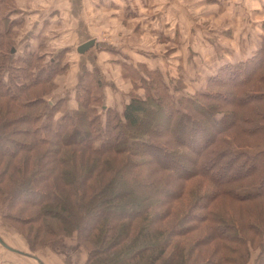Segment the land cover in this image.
Listing matches in <instances>:
<instances>
[{"label": "rangeland", "instance_id": "obj_1", "mask_svg": "<svg viewBox=\"0 0 264 264\" xmlns=\"http://www.w3.org/2000/svg\"><path fill=\"white\" fill-rule=\"evenodd\" d=\"M140 1L144 6L151 1H155L156 4L168 2L173 10L159 9L161 6H157V10H152L151 15L156 17L154 22L142 24L139 27L140 31L137 30L136 26L134 27V30L139 33L137 40L128 36L132 34V23L126 21L124 24L122 22L124 25L121 24V26H123L125 35H127L126 40L134 42L133 45L140 52L132 56L129 64H126L124 59H119L121 60L118 62L119 65L108 67L107 72L103 73V75L91 73L89 76V73H82L78 75V79L75 82L77 75L66 73L65 68L55 75L47 74L51 81L45 83V81L40 82L39 79L41 77H35L34 70L36 69L32 68L28 73L27 70H24L28 77L26 80L20 77L25 73L20 71L21 74H17L13 71L16 70L13 67L19 68V70L26 69V64L11 60V58L7 61L5 58L8 50L7 43H13L12 35L2 40L5 45L0 47V84L8 85L15 80L19 83L22 82L26 89L22 90V86H20L21 89H17L16 86L10 85L15 92L13 99L10 98V100L7 97L0 96V104L3 103L4 106L9 100L7 107L25 105L26 107L25 109L23 108L22 112L33 114L34 119H37L35 118L37 115L41 116V122H36L35 120V122L30 123L29 129H33L39 123L42 124L43 121L53 119V117L55 120L62 115L75 117L76 112L80 110V100L83 103L93 104L91 109L94 112L88 114V117H95L98 127L102 130L106 126L107 114H109L108 108L121 114L123 107L133 96L145 98L146 95L152 92L154 99L161 98L166 102L167 99L164 98L168 94L174 102L181 101V105L177 106V108L183 114L186 113L183 115L188 117L186 121H181L178 114L172 116L168 111L159 112V117L163 118V122L159 126L156 125L152 128L147 125L149 129L147 133L134 132L135 136H132L133 152L131 154H127L125 146L120 144L114 148L115 151L112 153L114 155H108V163L111 165L112 174L106 173L104 180H108L111 175L112 178L116 177L115 174L123 170L125 158H127L129 166L136 174L132 184L146 179L148 181H158L164 175L169 174L170 181L168 185L174 187V185L181 184L183 187L182 195L180 197L177 196V200L169 204L172 212L182 213L185 208L195 202V198L199 197L197 200H200L202 197L203 202L199 203H201L200 205H206L203 213L211 214L212 217H207L206 214L198 210L189 213V209L188 212L183 214L184 217L190 214V219H185L184 224L176 225L181 218L177 217L176 215L178 214L176 213L173 218L166 219L163 224V227L165 226L164 229L172 227L171 231L173 234L176 231L178 232L180 228L181 232L186 231L183 238H176V240L182 241L188 248H191L193 242H195L196 246L200 247L196 251H201L205 254L211 247L204 245L209 243L206 241V237L211 233L210 227L212 224L210 223L213 216L219 218L224 224L237 223L240 225L239 222L242 221L241 233L245 239L243 241H245L250 252L247 264H264V227L259 237L256 238L254 237V232H248L247 227H245V224L251 220H254V224L260 227L264 225V197L237 201L233 198L234 195L231 192L226 191L224 187L219 188V183H215L206 175H201L202 173H197L195 169V161L199 156L200 148L203 147V151L206 150L208 153L212 149H217L219 144H217L216 139H221V142H225V144H227L226 142L238 144L235 147L237 151L244 150L247 148L246 145L258 146L259 149L264 151L263 138L260 134L252 136L249 130H242L239 122L238 125L240 127L237 126L236 122L235 126L233 121L229 124L231 119H227L225 113L236 111L235 109L233 110L236 105L229 101L230 98L226 100L220 97L223 103H217L220 100L208 103L207 100L195 96L197 93H207L208 89L211 92L226 91L232 93L231 85H217L216 82H213L218 77H221L224 81L230 78L229 81H234L231 83L242 81L248 77L249 72H245L244 68L240 67L239 64L248 62L249 59L257 55L258 50L262 47L264 41V0ZM2 7L3 10L1 9L0 15L11 12V9H6V5ZM150 7L153 8V6ZM144 13L149 14L147 10L142 12V14ZM113 35L117 34L111 32L106 38L110 41V38L114 37ZM122 41L123 39L119 40L116 37L110 43L119 47L118 45H123ZM112 54L115 55L116 53L112 52ZM11 56L14 58V55ZM256 61H259L256 66L261 64L259 59H256ZM103 66L107 65L103 63ZM229 69H231L229 73L224 71ZM221 70L223 72H220ZM230 73H234L232 77H229ZM34 80L40 83L30 84ZM28 84L33 86L28 88ZM38 96H40L39 99ZM111 97H113L114 102H112ZM187 97H190V99L195 97L194 100L199 104L215 108L211 116L221 121H218L221 129H219V133L211 126L209 118L196 116L197 114L193 111V103L186 102L185 98ZM248 109L249 107L238 109L237 116L244 118L248 115ZM253 109L255 110V108ZM151 114L158 115L156 112H151ZM251 116L253 115L251 114ZM67 123L70 128L74 125L71 122L69 123V121ZM79 127L80 131H78V134L80 135H78V138L87 130V125L80 124ZM145 134H147V137H144ZM23 136L17 132L7 140L0 137V154L2 155L5 150H8L5 154L7 155L10 152L13 155L17 151L16 155L12 156V160H17L24 153L39 155L43 152L42 146L33 142L31 144L35 146L32 151L29 152L27 148L26 150L20 149L18 141ZM179 137L185 139L186 142L184 144L178 142ZM89 139L94 144H99L98 139L92 137H89ZM89 139L87 138L86 142ZM213 141H215L216 147L215 144L211 146ZM75 142H71L68 139L66 143L69 145L66 148H62L63 153L67 154L71 150H79L85 147L84 142H80L78 145L72 144ZM125 142H127V139L124 140ZM143 142H148V145L143 144ZM225 144L223 147H227ZM205 145H207V149L204 147ZM1 155L0 172L3 173L1 168L6 165L8 158L11 160V157L4 158ZM61 157L67 158L66 156ZM116 158L117 160H115ZM239 161L243 162L244 158ZM238 163L232 164L229 158H225L224 164L218 167L217 174L222 177L231 173L233 171L232 168L236 170L240 167ZM32 164L33 160L30 165ZM14 170L13 166H7L5 173L0 175L1 239L13 248L35 256L40 261H46L47 264H86L87 253L76 232L70 236H62L53 231L54 234L48 232V229L57 230L59 228L58 218H53L55 216H52L55 211L41 215L38 221L33 220V213L38 212L41 205L32 206L29 204L35 198V194L23 191L21 187L13 188L11 182L8 184V176L11 174L15 175ZM209 174L216 177V170L212 168ZM92 182L93 180L88 182V184L91 185ZM250 182L248 180L240 184L243 185L245 183L244 185L248 186ZM245 186H242L241 189H247ZM76 196L73 197V201L78 198V195ZM174 197L176 196L174 195ZM99 211H101L100 208H97L90 213L88 210L84 213L82 209L83 226H88L91 223V216L97 215ZM56 213L57 215L64 214L58 210H56ZM36 217L38 218V216ZM118 217L119 215H116V213L113 216V218ZM194 217H201L203 222H195L193 220ZM43 223L47 226H44ZM252 225L251 228H253ZM184 226L187 230L184 229ZM254 230L251 229V231ZM251 239H254L253 243H251ZM234 244L237 243L231 245L237 249L238 247ZM5 249L0 245V261L22 260L37 263L31 257L19 255L12 251L9 252ZM213 250L210 249V251ZM222 252L219 248L218 256L222 255ZM227 255L231 258L230 253ZM234 259L237 261V256Z\"/></svg>", "mask_w": 264, "mask_h": 264}, {"label": "trees", "instance_id": "obj_2", "mask_svg": "<svg viewBox=\"0 0 264 264\" xmlns=\"http://www.w3.org/2000/svg\"><path fill=\"white\" fill-rule=\"evenodd\" d=\"M6 1L0 0V11L1 9L3 10L2 6L6 4ZM11 34L9 13L6 12L0 15V47L5 45L2 40L11 36ZM7 44L6 60L9 61V58H11V60H16L17 62H24L27 66L23 70L13 67L16 69L13 71L17 74H21V72L26 74L24 70H27L28 73L32 68H35V77H41L39 79L40 82L45 81V83H48L51 78L47 74L55 75L63 70L50 59L45 61V59L38 56L25 54L26 56L24 55L23 57L12 58L13 56L11 55L15 54L11 50L14 44ZM256 59H259L261 64L256 66L259 62ZM10 65L12 66L11 63ZM239 65L244 68L245 72H249L248 77L242 81L231 83L234 81H229L230 78L224 81L221 77L213 81L217 85H231L232 93L226 91L211 92L208 89L207 93H197L195 96L207 100L208 103L220 100V97L226 100L230 98L229 101L236 105L233 107V110L235 109L236 111L225 113L227 119H231L229 124L233 121L234 124L236 122L237 126L240 127L238 125L239 122L242 130H249L252 136L260 134L264 143V41L256 56L249 59L248 62H243ZM230 70L224 71L229 73ZM220 72H223V70ZM25 74L20 77L27 80L28 77ZM233 74L230 73L229 77H232ZM88 75L90 76V74ZM35 82L37 81L34 80L30 84ZM40 82H37V84ZM10 85L16 86L17 89H21L20 86H22V90L26 89L22 82L19 83L15 80L8 85L2 83L0 84V96L13 99L15 92ZM31 86L27 85L28 88ZM208 86L211 87L210 85ZM158 99H154L152 92H150L145 98L131 97L123 107L121 114L108 108L109 114H107L106 126L102 130L98 127L95 117H88V114L94 112L91 109L93 104L83 103L80 100V110L76 112L75 117L62 115L57 120L53 117V119L43 121L42 124L39 123L33 129H29L30 123L35 122V120L36 122H41V116L37 115L35 117L37 119H34L33 114L22 112L26 107L25 105L7 107L9 100L4 106L1 103L0 137L7 140L19 132L21 135L30 136H23L18 141L20 149L26 150L27 148L29 152L32 151L35 146L31 144L33 142L42 146L43 152L39 155L24 153L21 158L12 160V156L16 155L17 151L13 155L10 152L6 155L5 153L8 150H5L4 154L0 155L4 158L11 157V160L8 158L6 165L1 168L3 173L0 172V175L5 173L7 166H13L16 176L13 174L9 175L8 184L11 182L13 188L21 187L23 191L35 194V198L29 204L32 206L41 205L39 211L33 213V220L38 221L41 215L55 211L52 216H55L53 218H58L59 228L57 230L47 228L48 232L50 234L56 232L62 236H70L76 232L87 253L86 264H247L250 252L245 241H243L245 239L241 233L242 221L239 222L240 225L237 223L224 224L219 218L213 216L210 223L212 224L210 227L211 233L209 231L210 234L206 237V241L209 243L204 246H211L210 249L214 250L210 251L208 249L205 254L201 251H196L200 247H197L195 242H193L191 248H188L182 241L176 240V238H183L186 231L181 232L180 228L178 232L176 231L173 234L171 231L172 227L164 229L165 226L163 227V224L166 219L173 218L176 213L178 214L176 215L177 217H181L178 220L179 222L176 223L179 226L180 223L184 224L185 219H190V214L185 217L183 215L189 209V213L194 212V210L203 213L206 209V205H200L201 203H199L202 201V197L200 200H197L199 198L197 197L194 199L195 202L193 204L185 208V210L187 209L186 211L184 210L182 213L172 212L169 204L177 200V196L180 197L182 195L183 187L181 184L174 185V187L168 185L170 181L169 174L164 175L158 181H148L146 179L132 184L136 174L129 166L127 158H125L123 170L119 173L115 172L116 177L112 178L111 175L108 180H104L106 173L112 174L111 165L108 163V155L112 154L115 151L114 148L120 144L125 146L127 154H131L133 152L132 136H135L134 132L147 133L149 132L147 125L152 128L156 125L159 126L163 122V118L159 117V112L168 111L172 116L178 114L181 121H186L188 118L183 116L186 113L183 114L177 108V106L181 105V101L174 102L168 94L164 99L171 102H164L161 98ZM185 99L186 102L193 103V111L197 114L196 116L209 118L211 126L219 133V120L211 116L215 108L199 104L194 100L195 97L192 99L187 97ZM221 101H217V103ZM248 107L247 116L244 118L237 116L238 109ZM151 112H156L158 115H153ZM68 121L74 124L71 128L67 123ZM80 124H86L87 130L78 138V135H80L78 134ZM248 126L252 127L249 128ZM89 137L98 139L99 144H94ZM87 138L89 139L88 142H86ZM68 139L71 142L76 141L72 143L75 145L84 142L85 147L79 150H71L67 154L63 153L62 148H66L69 145L66 143ZM125 139H127V142L124 143ZM216 140L217 144H219L217 149H212L208 153L206 150L203 151V147L200 148L199 156L195 161L196 172L206 175L215 183H219V188L224 187L226 191L231 192L234 195L233 198L237 201L264 197V151L259 149L258 146L247 145L244 150L237 151L235 147L238 144L229 142L225 144V142H221V139ZM215 141H213L211 146L215 144ZM178 142L184 144L186 140L179 137ZM143 144L148 145V142H143ZM224 144L227 147H223ZM204 147L207 149V145ZM61 156H66L67 158H62ZM225 158H229L232 164L239 162L238 166L240 167L236 170L231 167L233 170L231 173L220 177L217 174V170L218 167L224 164ZM243 158L244 161L240 162L239 160ZM32 160L33 164L30 165ZM32 166L33 168H31ZM212 168L216 170V177L211 175L212 173L209 174ZM92 180V184H88ZM248 180L251 181L248 186H245V183L243 185L240 184ZM242 186L247 189H241ZM76 195H78V198L73 201V197ZM97 208H100L101 211L97 215L91 216V223L88 226H83L84 218L81 217V210L83 209L84 213L88 210L90 213ZM56 210L64 214L57 215ZM115 213L119 215L118 218H113ZM203 214H206L207 217L211 216L208 213ZM193 220L195 222H203L201 217H194ZM32 222L34 223V221ZM247 223L245 227H247L248 232H254L255 238L259 237L264 227L263 223L260 222L263 225L262 227L254 224V220ZM43 225L47 226L45 223ZM251 225L253 228H251ZM250 228L255 230L251 231ZM184 229L187 230L185 226ZM253 242L254 239H251V243ZM233 243H237L241 247L234 244L238 247L235 249L231 245ZM219 248L220 251H223L220 256H218ZM229 253L231 258L227 255ZM233 256H237V261Z\"/></svg>", "mask_w": 264, "mask_h": 264}, {"label": "crops", "instance_id": "obj_3", "mask_svg": "<svg viewBox=\"0 0 264 264\" xmlns=\"http://www.w3.org/2000/svg\"><path fill=\"white\" fill-rule=\"evenodd\" d=\"M154 2H148L144 6L140 0H7L6 9H11L8 13L14 57L28 54L42 57L45 61L50 59L59 68H66V73L76 74L75 82L82 73L103 75L108 67L118 66L121 61L119 59H124L129 64L132 56L140 52L133 45L134 42L126 40L127 35L121 24L131 22L133 35L128 36L137 40L139 33L134 27L140 31L142 24L154 22L156 17L151 15L152 10H157V6L166 11L172 8L168 2ZM145 10L149 14H142ZM109 32L117 34L110 41L118 37L119 40L123 39V45L113 46L106 38ZM88 43L91 44L82 52L78 51ZM112 52L116 54L111 55ZM103 63L107 66H103ZM111 98L114 102L113 97ZM15 250L21 252L19 249ZM41 262L47 264L46 261ZM0 264L38 263L3 260Z\"/></svg>", "mask_w": 264, "mask_h": 264}, {"label": "water", "instance_id": "obj_4", "mask_svg": "<svg viewBox=\"0 0 264 264\" xmlns=\"http://www.w3.org/2000/svg\"><path fill=\"white\" fill-rule=\"evenodd\" d=\"M90 44H91V43H88V44H86V45H82V46L78 49V51H79V52H82V51L84 50V48L88 47ZM12 52H13V50H12ZM0 245H2L4 248H6V249L9 250V251H12V252H15V253H18V254L24 255V256H26V257H31V258L35 259L36 262H37L38 264H43V263H42L37 257H35V256H31V255H29V254H27V253H22V252H19V251L15 250V249H11L10 247H8V246L3 242V240H2L1 238H0Z\"/></svg>", "mask_w": 264, "mask_h": 264}]
</instances>
